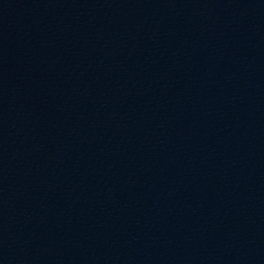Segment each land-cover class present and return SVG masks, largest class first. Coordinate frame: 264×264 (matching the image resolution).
<instances>
[{
    "label": "water",
    "instance_id": "95a60500",
    "mask_svg": "<svg viewBox=\"0 0 264 264\" xmlns=\"http://www.w3.org/2000/svg\"><path fill=\"white\" fill-rule=\"evenodd\" d=\"M0 264H264V0H0Z\"/></svg>",
    "mask_w": 264,
    "mask_h": 264
}]
</instances>
